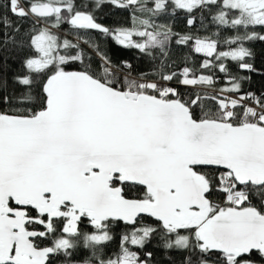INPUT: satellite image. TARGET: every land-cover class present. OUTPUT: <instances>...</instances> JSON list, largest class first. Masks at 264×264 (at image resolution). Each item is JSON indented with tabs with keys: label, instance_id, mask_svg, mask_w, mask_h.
<instances>
[{
	"label": "snow or ice",
	"instance_id": "6c2138e0",
	"mask_svg": "<svg viewBox=\"0 0 264 264\" xmlns=\"http://www.w3.org/2000/svg\"><path fill=\"white\" fill-rule=\"evenodd\" d=\"M253 41L264 0L0 3V264H264Z\"/></svg>",
	"mask_w": 264,
	"mask_h": 264
},
{
	"label": "trees",
	"instance_id": "16d2710c",
	"mask_svg": "<svg viewBox=\"0 0 264 264\" xmlns=\"http://www.w3.org/2000/svg\"><path fill=\"white\" fill-rule=\"evenodd\" d=\"M4 0H0V3H3ZM113 20H121L124 22H128V14L126 12H121L118 13L116 16H110L107 12H105L102 15V22L105 23H110ZM176 30L177 31H186V22L183 19V15L179 16L176 20ZM259 30V29H257ZM204 34V33H202ZM227 34V33H225ZM93 38L97 39L98 42L100 43L101 47L107 51V53L111 56L113 61H120L124 59H131L134 66L138 71H151V65L147 59H139L137 58L139 56V53L136 50L132 49H126L120 46H117L111 39L104 38L102 36H99L98 34L93 33ZM249 47L253 48L254 51L256 52V62L257 64L264 62V43L258 42V41H253L249 42L248 44ZM188 53L187 48H174L173 49V58L174 59H181L184 55ZM196 60H200L201 57L199 55H196L194 57ZM230 66L232 69L235 71V63L229 61ZM20 70V65H19V60L17 59L15 62L9 61V64L3 71V75L7 78L9 86L13 87L12 83V76L14 73L18 72ZM254 84L253 87H260L262 83V78L261 77H254ZM87 225V221L85 220L84 224L81 225V228L85 231H90V227H85ZM123 224H121L118 228L117 231H122L123 230ZM156 242L153 241V245ZM110 250V249H109ZM87 255V250L81 248L78 250L75 259L78 261L82 259L84 256ZM157 260L159 261V264H167V261L164 259L163 254L161 252H157ZM59 264V262H58Z\"/></svg>",
	"mask_w": 264,
	"mask_h": 264
}]
</instances>
